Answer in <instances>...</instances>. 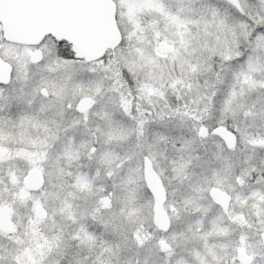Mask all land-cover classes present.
I'll return each instance as SVG.
<instances>
[{
	"label": "snow or ice",
	"instance_id": "1",
	"mask_svg": "<svg viewBox=\"0 0 264 264\" xmlns=\"http://www.w3.org/2000/svg\"><path fill=\"white\" fill-rule=\"evenodd\" d=\"M0 264H264V0H0Z\"/></svg>",
	"mask_w": 264,
	"mask_h": 264
}]
</instances>
